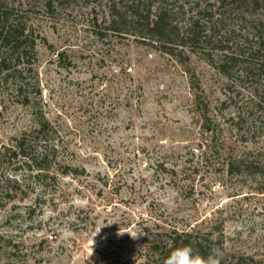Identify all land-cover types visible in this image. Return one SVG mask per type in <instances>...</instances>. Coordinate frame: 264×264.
<instances>
[{
    "label": "rangeland",
    "instance_id": "374dc122",
    "mask_svg": "<svg viewBox=\"0 0 264 264\" xmlns=\"http://www.w3.org/2000/svg\"><path fill=\"white\" fill-rule=\"evenodd\" d=\"M137 2L11 3L25 11L36 40L20 68L32 70L34 105L54 129L59 159L45 187L31 188L17 165L1 169L19 190L0 201V264H114L117 256L141 264L148 233L171 227L213 233L227 253L264 263V175L227 167L264 154V105L255 97L264 75L245 65L257 41L238 15L227 17L235 60L227 78L217 69L224 53L210 65L208 50L170 57L133 26L113 31L112 16ZM167 7L179 28L208 12L215 18L206 26L218 28L216 0ZM16 81L0 75V151L35 127ZM68 166L78 175H62Z\"/></svg>",
    "mask_w": 264,
    "mask_h": 264
},
{
    "label": "trees",
    "instance_id": "16d2710c",
    "mask_svg": "<svg viewBox=\"0 0 264 264\" xmlns=\"http://www.w3.org/2000/svg\"><path fill=\"white\" fill-rule=\"evenodd\" d=\"M11 1L13 2V0H0V75L17 78L13 86L15 95L20 99V104L34 109L32 115L35 127L24 133L14 146L0 151V201L2 202L13 200L16 197L15 192L19 189L10 187L12 183L15 185L18 183L2 176L1 169L8 165H17L16 167L24 172V181L30 182L31 188L45 187L48 180L55 179V175H51L59 159L57 146L51 140L54 129L44 117L42 110L34 105L40 92L36 84L28 82L32 70L29 66L20 68L21 65L24 66L21 64L22 60L35 53L36 40L23 17L25 11L16 8ZM149 1L151 0H147ZM168 1L154 0L151 4H145V0H138L137 4L128 6L124 13L114 14L110 26L113 31H119L116 30V26L135 27L137 32H133L135 33L133 35H138L149 43L159 44L161 52L170 57H176L175 53L180 50V53H183L189 47L197 48L196 52L201 53H206L208 50L204 57L210 65H214L212 57L216 53H224V58L219 60L220 65L217 69L228 78L230 72L228 67L235 61L232 54H229L231 50L227 44L229 43L227 37L232 32L222 25L227 17L238 15L257 41L250 50L249 60L245 63L247 70L253 73L261 72L264 75V0H216L220 14L216 22L218 28L214 27L212 31L206 26V20L212 21L215 18L213 12H208L203 17L198 13V16L191 17L186 22L184 28L175 26L167 9ZM255 97L258 99L259 107L264 105V89ZM59 167L62 168L61 165ZM227 167L228 173L232 175H264V154L258 153L254 156L253 153H247L231 161ZM61 173L64 176L78 175V170L68 166L63 167ZM185 245L190 246L199 256H207L213 249L220 250L222 256L219 264H264L253 258L236 257L227 253L223 239H215L213 233L204 234L194 228L179 231L176 227H171L168 231L159 229L148 233L145 238L144 262L141 264H165L167 256L174 248ZM108 257L112 259L111 254ZM120 259L121 256H117L113 263L122 264Z\"/></svg>",
    "mask_w": 264,
    "mask_h": 264
},
{
    "label": "clouds",
    "instance_id": "9594fccd",
    "mask_svg": "<svg viewBox=\"0 0 264 264\" xmlns=\"http://www.w3.org/2000/svg\"><path fill=\"white\" fill-rule=\"evenodd\" d=\"M222 253L218 249L211 250L207 256H199L190 246L174 248L165 260V264H219Z\"/></svg>",
    "mask_w": 264,
    "mask_h": 264
}]
</instances>
